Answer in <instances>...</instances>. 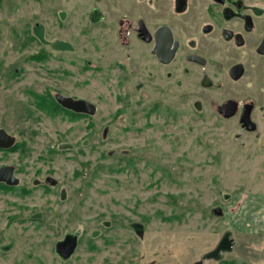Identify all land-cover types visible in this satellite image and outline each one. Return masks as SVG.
<instances>
[{
  "label": "rangeland",
  "instance_id": "rangeland-1",
  "mask_svg": "<svg viewBox=\"0 0 264 264\" xmlns=\"http://www.w3.org/2000/svg\"><path fill=\"white\" fill-rule=\"evenodd\" d=\"M88 1L0 0V124L13 133L39 130L28 144L44 146V157L31 146L21 159L15 153L3 160L0 152V161L21 166L22 183L30 185V164L43 162L62 183L54 193L37 188L26 197L17 188L0 190V264H194L225 231L236 242L264 246V135L242 133L234 120L208 108L196 113L190 104L175 121L165 107L149 112L160 93L154 84H135L141 68L129 84H117L109 48L97 52L93 38L79 35ZM46 87L95 100L97 114L47 117L37 110ZM191 88L181 84L168 94L189 98ZM61 143L62 152L46 156ZM220 207L223 216L213 211ZM66 230L81 236L63 262L56 247ZM249 250L240 256L238 244L227 258L264 264Z\"/></svg>",
  "mask_w": 264,
  "mask_h": 264
},
{
  "label": "flooded vegetation",
  "instance_id": "flooded-vegetation-1",
  "mask_svg": "<svg viewBox=\"0 0 264 264\" xmlns=\"http://www.w3.org/2000/svg\"><path fill=\"white\" fill-rule=\"evenodd\" d=\"M138 4L140 6L136 9L127 0H90L86 2L85 10L80 7L84 11L79 35L85 39L93 38L97 52L103 49L102 45L109 48L111 61L120 72L117 84L122 80L129 84L128 80L133 78L134 73L139 74L137 70L141 68L142 80L135 84H140L139 88L154 84L160 93L157 105L149 112L165 107L166 114L175 121L183 111L182 104H190L196 113L205 114L204 108H208L217 118L234 120L242 133L264 135V0H138ZM62 14L64 21L66 13ZM134 42L140 50L135 48ZM103 62L104 58L99 55L94 69L103 70ZM181 84L192 85L190 97L183 98L181 95V98H172L168 93L178 94ZM46 92L41 109L37 110L51 119L54 114L63 122L76 121L91 118L98 112L95 100L54 92L48 87ZM59 95L94 103L96 114L62 106L57 99ZM160 103L162 105L159 106ZM6 131L15 137V144L0 148V152L6 154L3 160L15 153L21 159L31 146H35L44 157L43 145L28 144L38 136L39 130L21 128L14 133ZM239 135L236 136L239 138ZM64 148L63 143L58 148L48 147L46 156L55 151L62 152ZM3 160L0 161V169H6L0 173L1 191L10 193V189L17 188L16 195L26 197L37 188L46 193L62 188L55 172L41 167L43 162L30 164L34 174L30 185L22 183L19 176L23 170L21 166ZM8 167L13 168L9 182L4 179ZM16 180L17 185L10 183ZM213 211L224 215L222 207ZM71 232L78 233L79 245V231L66 230L62 239ZM97 232L95 237L100 236ZM224 233L207 253V259L196 260L195 263L237 264L235 257L229 259L227 256L235 253L238 244L241 245L240 256L244 251L250 253V248L255 249L258 258L264 260L261 242H236L231 231ZM125 241L131 243L129 239ZM68 252L66 247L63 254ZM57 256L63 262L70 260Z\"/></svg>",
  "mask_w": 264,
  "mask_h": 264
},
{
  "label": "water",
  "instance_id": "water-1",
  "mask_svg": "<svg viewBox=\"0 0 264 264\" xmlns=\"http://www.w3.org/2000/svg\"><path fill=\"white\" fill-rule=\"evenodd\" d=\"M60 97H57L59 103L67 107L69 109H72L77 112H84L90 115L96 114V106L94 103L87 101L85 99H75L73 97H66L63 95H59ZM15 144V137L9 134L4 128L0 126V148H9L12 147ZM9 171L6 172L4 179H6L8 182L11 181L12 178V172L11 170L13 168L8 167ZM6 169V168H4ZM4 169H0V173L3 172ZM2 179L0 178V181ZM12 185H17V180L14 182H10ZM78 246V233H66L64 239L57 242V253L63 258V259H69L72 254L76 251V248ZM68 247L69 252L66 254H63V250ZM195 264H202L201 261L195 263Z\"/></svg>",
  "mask_w": 264,
  "mask_h": 264
},
{
  "label": "trees",
  "instance_id": "trees-1",
  "mask_svg": "<svg viewBox=\"0 0 264 264\" xmlns=\"http://www.w3.org/2000/svg\"><path fill=\"white\" fill-rule=\"evenodd\" d=\"M16 72V71H15ZM54 115V114H53Z\"/></svg>",
  "mask_w": 264,
  "mask_h": 264
}]
</instances>
